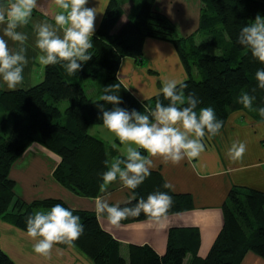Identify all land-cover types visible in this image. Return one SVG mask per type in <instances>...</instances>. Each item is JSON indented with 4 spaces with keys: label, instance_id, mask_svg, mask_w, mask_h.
Listing matches in <instances>:
<instances>
[{
    "label": "trees",
    "instance_id": "trees-1",
    "mask_svg": "<svg viewBox=\"0 0 264 264\" xmlns=\"http://www.w3.org/2000/svg\"><path fill=\"white\" fill-rule=\"evenodd\" d=\"M109 0L89 50L92 58L81 70L69 76L61 64L43 68L42 79L27 87L0 89V219L26 230V217L35 210L61 204L81 218L84 232L74 244L93 264H240L247 251L264 258V191L245 186L230 187L222 204L223 223L208 253L198 255L199 231L195 226L172 227L166 249L159 254L151 245L128 244L125 254L120 242L103 229L93 211L72 209L59 198L25 201L14 191L15 181L9 172L13 163L32 144L39 143L59 156L53 177L75 194L95 197L100 192L104 161L115 154L99 137L89 133L91 123L102 124L97 103L103 87L119 84L122 103L119 107L143 112L162 94L139 100L121 83L118 67L125 56L143 64L142 46L146 37L173 43L186 71L182 80L185 93H195L201 107H212L218 120L225 121L234 110H243L257 121H264L257 111L245 109L237 99L242 91L255 97L253 107H264V89L258 87L255 73L264 65L237 42L241 28L264 17V0H201L200 22L195 32L177 36L174 25L154 8L155 0H126L131 7L125 14L121 2ZM116 26V28H115ZM115 28V29H114ZM101 72L92 94L84 81ZM84 78V79H83ZM255 89V91H253ZM66 100L61 109L59 101ZM105 109L113 105L104 101ZM8 114V115H5ZM10 124V127L8 125ZM145 155V153L142 152ZM158 170L135 189L137 200L155 191H167L173 197L169 212L192 207L188 193L164 189ZM136 203L121 206H132ZM143 213L121 222L146 219ZM63 245V244H61ZM0 264H16L0 248Z\"/></svg>",
    "mask_w": 264,
    "mask_h": 264
},
{
    "label": "clouds",
    "instance_id": "clouds-1",
    "mask_svg": "<svg viewBox=\"0 0 264 264\" xmlns=\"http://www.w3.org/2000/svg\"><path fill=\"white\" fill-rule=\"evenodd\" d=\"M89 0H54L56 12L52 22L47 19H33L38 0H0V82L8 89H16L24 82V70L28 66L27 56L29 33L23 31L31 26L34 47L39 50L35 57L44 66L61 64L69 76L81 70L82 64L92 58L89 50L93 48L97 14H102L101 0L98 6L88 7ZM9 41L15 47H10ZM237 42L260 64L264 65V17L257 14L255 19L243 26ZM258 87L264 89V68L255 73ZM119 84L103 87L97 103L102 113L103 126L119 140L111 146L120 154L105 160L106 170L101 174L100 192L106 193L107 186L119 183L132 192L130 199L110 203L107 195L95 199L98 216H106L113 226L121 221L136 218L141 213L156 225L168 220L173 205V197L167 191H155L147 198L137 200L135 189L150 176L155 167L154 161L160 159L174 165L184 160H195L206 151L205 139L220 133L224 126L218 120L212 107H201L195 93H185L187 85L178 79L165 77L157 96H163L165 104L157 99L154 107L140 112L135 109L119 107L122 100L118 94ZM255 91V89H253ZM145 99H149L144 95ZM255 97L242 91L237 99L245 109L257 111L264 118V107H253ZM104 101L113 105L105 109L98 104ZM247 145L239 140L233 141L227 150L230 160L243 159ZM146 153V155L142 154ZM164 189H173L165 182ZM84 232L81 218L61 204L49 209L35 210L26 217V235L33 241V251L50 258L53 250L61 251L57 245L74 247V242Z\"/></svg>",
    "mask_w": 264,
    "mask_h": 264
},
{
    "label": "crops",
    "instance_id": "crops-1",
    "mask_svg": "<svg viewBox=\"0 0 264 264\" xmlns=\"http://www.w3.org/2000/svg\"><path fill=\"white\" fill-rule=\"evenodd\" d=\"M108 2L109 0H101V10L107 7ZM96 6L98 0H89L88 7ZM154 8L174 25L177 36H187L195 32L199 25L201 0H155ZM104 11L97 14L95 31ZM55 12L54 0H38L33 19L52 22ZM125 16H121L119 23ZM22 30L29 33V63L24 70V82L17 87L27 88L42 79L44 65L35 59L40 53L34 47L31 26ZM9 45L15 47L11 41ZM142 57L143 64L140 65L132 57H123L117 71L121 83L139 100L145 99L144 95L150 97L159 92L165 77L181 81L187 77L175 46L168 40L146 37ZM0 89L8 88L0 82ZM106 133L110 134L108 130L104 134ZM91 134L102 139L108 146L115 143L118 148H123L115 137L110 142L97 131ZM237 140L246 143L247 151L243 159L232 161L226 153L233 141ZM205 144L206 151L198 159H186L178 165L156 159L152 169L158 170L165 182L173 186L170 189L172 192L190 194L191 208L169 212L168 220L163 225H156L146 218L113 226L106 216L97 215L101 227L120 242L123 254L131 243H147L159 254H163L170 228L195 226L199 231L198 255L204 257L222 226V204L230 187L237 185L264 191V121L255 120L243 110H234L227 117L220 133L206 138ZM114 151L115 154H111L109 160L120 154L116 149ZM58 161L57 154L37 142L32 143L10 168L9 174L15 181V193L25 201L59 198L72 209L95 213V199L98 196L107 195L110 203L115 204L127 201L132 195L119 181L107 186L106 193L99 192L95 197L75 194L53 177ZM49 208L51 207L42 210ZM32 245L33 241L26 235V230L0 219V248L16 264H93L87 254L75 244L74 247L57 245L56 248L61 251L58 253L54 249L50 258L35 253ZM240 264H264V258L253 251H247Z\"/></svg>",
    "mask_w": 264,
    "mask_h": 264
},
{
    "label": "rangeland",
    "instance_id": "rangeland-1",
    "mask_svg": "<svg viewBox=\"0 0 264 264\" xmlns=\"http://www.w3.org/2000/svg\"><path fill=\"white\" fill-rule=\"evenodd\" d=\"M122 4V7L124 8L125 10V15H127V12L129 11L130 7H131V2H127L126 0L124 2H121ZM95 79H87L84 81V86L87 90V92L89 94H92L91 92L93 91V87H95L97 85V82H100L102 79H103V74L101 72H99V74L95 77ZM84 79V78H83ZM67 103L66 100H61L59 101L58 105L61 109H63L65 107V104ZM5 115H8L5 113ZM10 124L8 125V127H10ZM93 127V128H92ZM88 131L89 133H92V132H99V135L100 136H103L104 138H106V140L108 141H113L111 140L112 137H114V135L112 133L110 134H104L105 131H107V129L102 125V124H98V123H91L89 128H88ZM44 209V208H41V210ZM40 210V209H39Z\"/></svg>",
    "mask_w": 264,
    "mask_h": 264
}]
</instances>
